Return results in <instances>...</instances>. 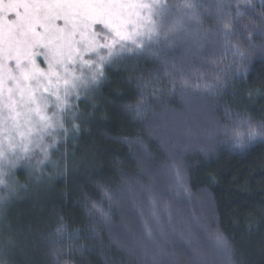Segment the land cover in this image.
<instances>
[{
	"label": "trees",
	"instance_id": "obj_1",
	"mask_svg": "<svg viewBox=\"0 0 264 264\" xmlns=\"http://www.w3.org/2000/svg\"><path fill=\"white\" fill-rule=\"evenodd\" d=\"M54 2L33 0L36 15L43 18L47 12L43 5ZM145 2L151 5L150 22H141V34L135 38L143 47L137 48L136 43L127 41L117 42L111 49L109 61L104 64L105 77L99 88L86 90L80 81L73 80L76 90L83 96L76 119L89 129V134L79 142L76 154L79 157L86 151L87 159L92 162L78 164L69 173L66 185L60 180L49 182L46 177L38 182L35 174H23L17 176L16 187L14 184L11 189L0 187V264H56L51 255L49 232L57 213L73 226V233L76 228L81 229L78 236H73L72 244L77 248L83 246V253L77 251L71 257L65 249L59 264H68L69 260L75 264H138L136 256L128 251L132 233L139 235L142 231L138 211L132 208L131 199L123 208V215L131 221V232L121 224L120 214H117L113 216L115 226L111 230L98 224V234H93L79 203L84 191L100 200L94 181L102 179L115 185L120 180V169L131 178L133 188L140 184L154 185L161 206L160 225L164 235L157 233L154 222L151 227L169 252L183 237L180 247L185 253L181 257L185 264H195L189 246L203 253L210 262L215 258L213 230L209 224L218 227L235 244L234 264H264V142L256 141L239 150L233 148L229 138L209 135L215 127L229 123L226 108L247 110L257 120L264 118V95L254 93L249 97V89L239 82L216 94L195 87L184 89L179 83L181 71L172 69L175 64L193 84L215 83L218 65L213 57L218 59L222 52L220 21L227 18L229 12L235 17V5L232 0H191L193 8L190 9L184 6L185 0H166L158 5L152 4V0ZM13 7L11 0H4L0 4V17L7 13V19L15 21ZM243 10L242 19L233 20L234 28L242 35L243 25H247L258 34L264 26L261 0H252V5ZM141 14L149 13L141 9ZM71 19L78 30L77 38L80 33L87 32L89 21L85 17L74 15ZM44 23L47 30L38 26L36 32L40 35L37 36L24 33L22 27L13 29L0 19V52L7 31L10 38H15L21 55L31 47L40 53L35 60L44 67L48 49L61 43L53 39L58 34L50 27L51 18ZM57 25L66 27L59 20ZM92 31L99 34L97 38L101 43L105 36L111 38V33L100 23L92 24ZM233 38H237L236 32ZM77 47L83 51L84 45ZM107 54V49L100 48L85 55L84 59L100 63L98 57ZM23 66H27L26 62ZM9 67L17 75L14 63ZM67 67L75 75L83 72L85 78L90 72L79 63ZM166 67L172 75L165 74ZM173 77L176 91L167 95ZM65 79L69 77L65 75ZM249 79L253 89L264 84V60L253 59ZM145 81L148 83L144 89L147 112L143 118L136 119L124 104L137 100V85ZM8 86H12L11 80ZM156 88L164 90L160 98L152 95ZM67 90L71 92L72 88L68 86ZM63 92L64 88H60V93ZM11 93L16 98L13 116L17 123L21 120L24 126L29 116L35 121L36 116L28 111L35 107L32 100L27 95H18L17 90ZM34 99L37 104L43 99L52 105L45 110L47 115L51 116L56 110L51 95L37 91ZM89 113L93 115L89 117ZM59 115L70 124L71 112ZM51 139L46 136L45 142L51 143ZM30 147L35 166L40 153L34 145ZM72 150L70 145L68 151ZM59 159L60 153L52 156L53 161ZM173 163L179 164L185 175L187 192L174 187L170 167ZM43 167L48 172L54 171L52 164ZM19 185H26V188ZM164 204L171 208V221L162 210ZM102 206L108 207L106 202ZM145 213L147 215V208Z\"/></svg>",
	"mask_w": 264,
	"mask_h": 264
},
{
	"label": "snow or ice",
	"instance_id": "obj_2",
	"mask_svg": "<svg viewBox=\"0 0 264 264\" xmlns=\"http://www.w3.org/2000/svg\"><path fill=\"white\" fill-rule=\"evenodd\" d=\"M163 2L166 0H152V4L157 5ZM3 3L4 0H0V4ZM11 3L14 5L15 21H9L7 13H5L0 17L5 25L13 29L22 27L24 33H34L39 36L40 34L36 32L37 27L45 28L44 22L51 18L50 27L55 29L58 34L53 39L60 40L61 43L57 47L48 49V57L45 59L44 67H41L35 60V56L40 53L34 52L30 47L26 54L21 55L19 48L15 46V38H10L6 31L4 48L0 52V88L8 94L9 102L0 99V111L8 109L10 105L12 110H15L16 101L12 100L10 96L12 91L17 90L20 96H24L27 92L28 99L32 100L35 105L28 111L36 116V120L33 121L29 116L25 121L24 128H21L18 123L9 125L4 117L0 116V187L11 189L13 184L16 187L17 176L23 174L28 176L35 174L38 182L42 177H46L49 182L60 180L63 185H66L69 173L75 170L78 164L92 162L87 159L86 151L79 157L76 154L79 142L89 134V129L82 126L80 119H76L83 96L76 90L77 86L73 80L80 81L86 90L99 88L104 81V64L109 61L111 49L119 41L136 43L135 38L141 34V22H150L151 5L145 0H55L51 5H43L47 12L43 18H40L34 11L33 0H11ZM232 3L235 5V17L229 12L227 18L220 21L219 37L222 52L218 59L213 57V62L218 65V71L214 77L215 83H190L189 79L183 75L182 70L177 69L173 64V70L181 71L179 79L181 88L195 87L198 90L203 89L216 94L232 83L239 82L249 89V97L254 93L264 95V84L253 89L250 87L249 79L253 59L259 57L264 60V26L260 27L257 34V30L243 25L244 33L241 35L234 28L233 20L242 19L244 7H250L252 0H232ZM261 4L264 5V0H261ZM184 6L193 8L191 0H185ZM141 9H147L149 14L142 15ZM74 15L85 17L89 21L87 32L80 33L78 38V30L71 19ZM58 20L62 21L66 27L58 26ZM94 23L102 24L111 33V38L105 36L101 43L97 38L99 34L92 31ZM45 30L47 29L45 28ZM234 32H236V39L233 38ZM78 44L84 45L83 51L77 47ZM136 47L142 48L143 45L136 43ZM100 48L108 50L107 55L98 57L100 63L84 59L85 55L97 52ZM128 51L131 52L132 49H128ZM153 55L157 54L153 53ZM25 62L26 67L23 66ZM163 62L167 66L168 61ZM10 63H14L17 75L13 74L12 68L9 67ZM76 63H79L82 68L90 70L87 78L84 77L83 72L75 75L73 70L67 67L68 64ZM93 65L95 66L93 67ZM165 74L172 75L167 67ZM65 75L69 79H65ZM200 79L202 81L203 78ZM9 80L12 81L11 87L8 86ZM68 86L72 88L71 92L67 90ZM137 87L139 89L137 100L125 103L124 108L134 118L141 119L147 112L144 107V89L148 87V83L146 81L138 83ZM60 88H64L63 94L60 93ZM37 91L53 97L56 110L51 116L47 115L45 110L52 105L43 99L37 104L34 99ZM175 91L176 80L173 77L172 86L166 94L172 95ZM162 92H164L163 89L156 88L153 89L152 95L154 98H160ZM65 111L72 114L70 124L66 123L64 117L59 115ZM92 115L93 113H89V117ZM226 116L229 123L215 127L214 132L209 135H223L232 141L233 148L239 150H244L256 141L264 142V118L257 120L247 110L233 111L228 108H226ZM53 117H55V121H53ZM101 119H103V115ZM12 132L16 133L15 144L12 143ZM53 133L55 134L53 135ZM46 136L52 137L51 143L45 142ZM30 145H34L40 153V158L35 166L32 164L33 148ZM70 145L73 149L71 152L68 151ZM17 148H19L18 152L15 151ZM56 153H60V159L53 161L52 156ZM46 164H52L54 171H46L43 167ZM170 167L174 187L177 191L183 189L187 192V180L180 165L173 163ZM120 172V180L115 185H110L102 179L94 181V188L100 194V200H97L88 191L82 193L79 203L89 221L92 233L98 234V224L111 230L115 226L113 216L117 214H120L121 224L131 232V221L123 215L124 205L128 199H131L132 208L138 211L142 231L139 235L132 233L128 251L136 256L138 264H185L181 259L185 253L180 247L183 237L181 236L179 243L173 244V250L169 252L165 244L157 239L156 233L151 227L154 222L156 231L161 236L164 235L160 225L161 206L154 185L140 184L138 188H133L131 178L122 169ZM6 176L9 177V180L5 179ZM19 187L26 188V185H19ZM64 195L66 194L64 193ZM105 202L108 205L107 209L102 206ZM145 208L148 209L147 215ZM162 210L168 214L169 221H171V208L164 204ZM72 227L62 214H56L54 225L49 232L51 255L56 264H59L62 256L65 255V249L69 257L77 251L83 253V246L77 248L72 244L73 236H78L81 229L76 228L73 233ZM208 227L213 230L215 258L210 262L203 253L189 246L195 264H224V261H227V264H234L233 257L236 246L233 241L218 227L211 224ZM173 231L177 230L173 229ZM61 238L64 240L63 243H61ZM116 243L119 245L120 241L117 240ZM68 264H75V261L69 260Z\"/></svg>",
	"mask_w": 264,
	"mask_h": 264
},
{
	"label": "rangeland",
	"instance_id": "obj_3",
	"mask_svg": "<svg viewBox=\"0 0 264 264\" xmlns=\"http://www.w3.org/2000/svg\"><path fill=\"white\" fill-rule=\"evenodd\" d=\"M48 40H50V36H49V39ZM24 95H25V97H26V95L28 97V94L27 93H25ZM10 96H11V99L12 100H16V98L12 96V93L10 94ZM0 99L4 100L5 102H9L8 94H6V92L2 88H0ZM16 112L17 111H15V114H16ZM13 113H14V111L12 110V107L10 105V107L8 109H4L3 111H0V116L4 117V119L7 121V123L9 125H11L13 123H17L16 118L13 119L14 118ZM18 124L20 125L21 128H24V126L21 125V120H19ZM12 136H13L12 143H15V141H16V139H15L16 138V133L15 132H12ZM157 233L159 234L158 231H157Z\"/></svg>",
	"mask_w": 264,
	"mask_h": 264
}]
</instances>
